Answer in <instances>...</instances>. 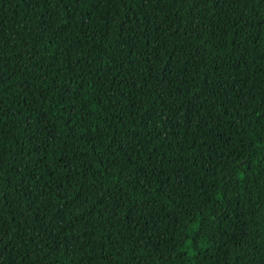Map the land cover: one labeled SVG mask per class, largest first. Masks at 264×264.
<instances>
[{
  "label": "trees",
  "instance_id": "16d2710c",
  "mask_svg": "<svg viewBox=\"0 0 264 264\" xmlns=\"http://www.w3.org/2000/svg\"><path fill=\"white\" fill-rule=\"evenodd\" d=\"M0 264H264V0H0Z\"/></svg>",
  "mask_w": 264,
  "mask_h": 264
}]
</instances>
